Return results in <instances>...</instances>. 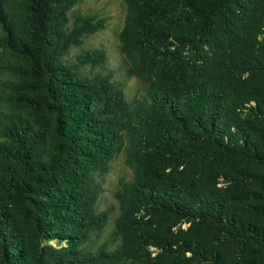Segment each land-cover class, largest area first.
<instances>
[{
	"label": "trees",
	"instance_id": "16d2710c",
	"mask_svg": "<svg viewBox=\"0 0 264 264\" xmlns=\"http://www.w3.org/2000/svg\"><path fill=\"white\" fill-rule=\"evenodd\" d=\"M125 1L122 50L143 54L130 73L149 81L137 123L112 73L82 74L103 52L68 59L104 20L75 11L81 0H0V264H237L174 235L184 220L264 264V229L231 190L256 186L246 210L264 216V0ZM127 147L137 176L117 194L114 236L93 246L110 220L97 179Z\"/></svg>",
	"mask_w": 264,
	"mask_h": 264
},
{
	"label": "rangeland",
	"instance_id": "374dc122",
	"mask_svg": "<svg viewBox=\"0 0 264 264\" xmlns=\"http://www.w3.org/2000/svg\"><path fill=\"white\" fill-rule=\"evenodd\" d=\"M74 10L84 15L95 16L97 19L104 20L105 27L87 36L82 46L72 48L68 59L74 62L76 55L83 51L97 50L103 52L106 56L104 65L97 68H92L90 65L85 66L82 69V74L91 76L96 72L104 74L112 73L113 81L123 85L126 99L131 105L134 123H137L138 117L143 113L147 105L146 88L149 81L145 74L139 75L136 72L130 73V70H135L136 64L140 63L143 54L140 53L135 60H131L122 50L120 34L125 28L130 14L128 4L125 0H81ZM5 63V58L0 57V119L2 120L4 119V113H9V94L7 89L9 77L3 68ZM225 163H228L227 166H225V170H230L231 175L239 179L234 169H238L241 166H236V168L233 169L231 166L232 164H230L232 162ZM244 167L256 169L254 168L256 166L252 165ZM137 172L136 162L129 158L127 147L116 155L111 163L109 173L97 179L100 184L101 194L97 201L96 209L98 212L107 211L110 215V220L105 230L94 236L93 246H97L114 236L116 220L120 215V203L117 194L122 190L123 183L131 182L137 176ZM216 179L219 182L218 187H227L222 176L216 177ZM256 188L257 187L254 185L237 182L231 190L239 197L235 205L240 217L246 220L252 219V221L264 229V216L250 217V214L246 210V204L253 202V199L248 196V193L249 191L256 190ZM171 231L176 236H190L189 238L209 246L214 251H218L227 263L240 264L243 261L244 256L240 253L239 248L231 241L224 239L212 226L208 225V223L184 220L173 226ZM51 243L54 246L56 245L55 241ZM151 251L153 256L157 254L155 248L152 247ZM187 256H191V254L187 253ZM191 264L204 263L192 262Z\"/></svg>",
	"mask_w": 264,
	"mask_h": 264
}]
</instances>
